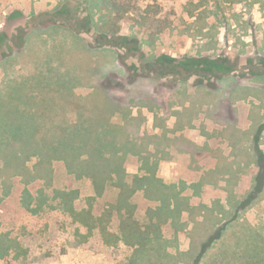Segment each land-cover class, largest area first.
<instances>
[{"label":"rangeland","instance_id":"rangeland-1","mask_svg":"<svg viewBox=\"0 0 264 264\" xmlns=\"http://www.w3.org/2000/svg\"><path fill=\"white\" fill-rule=\"evenodd\" d=\"M107 1L121 14L119 38L106 39L116 50L97 49L104 40L88 34L89 20L98 26L115 17L101 0H0V32L21 31L0 58V239L8 248L0 264H151L136 251L138 236L131 244L123 233L132 225L161 246L155 264H263L264 132L252 139L264 114L242 121L243 130L224 126L205 111V90L194 80L149 81L135 62L140 52L178 61L264 56V6ZM124 38L137 40L139 52ZM253 69L242 60L235 76L251 79ZM132 75L140 79L130 84ZM26 127L37 129L33 137ZM91 169L104 180L98 189ZM60 191L76 192L77 209L92 205L116 236L112 245L72 222Z\"/></svg>","mask_w":264,"mask_h":264},{"label":"trees","instance_id":"trees-1","mask_svg":"<svg viewBox=\"0 0 264 264\" xmlns=\"http://www.w3.org/2000/svg\"><path fill=\"white\" fill-rule=\"evenodd\" d=\"M102 1H103L105 8H110L115 13V17L111 21L103 18L102 24L98 26L91 24L92 21L89 20L88 21L89 24L93 25V27L91 29H88L89 30L88 34L92 32H96L98 35H100L99 38H101V40H104L102 43H100L101 47L111 48L114 50L115 47L118 48V44L117 43L110 44L106 41V39H109L110 37L112 38L114 37L115 39L119 38L118 22L121 21V17H120L121 14L119 13L120 11H119V6L117 5V3L113 1L112 2L107 1V0H101V2ZM255 2H258L264 6L263 0H256ZM12 30L8 35L4 34L5 32L4 30L0 32V58L1 59H4L6 57L2 51L3 44H6L7 42L10 43L11 39L9 38L10 37L14 38V36L18 32H21L20 30L17 29V27H14ZM123 41L126 43L127 47H129L132 50L135 49L137 53L139 52L140 43H139V46H136V43L138 42L137 40L124 38ZM166 65L169 66V69L167 68L169 71H166L167 70L165 68ZM234 66H235L234 62H232L227 57H215L212 59V58H207V56L206 57H196V58L186 56L180 61H178L177 59L171 58L166 55H162L160 57L153 59L152 61H149V63H147L146 65V68H142V69L144 73L153 74V71H152L153 68H158L160 73L153 74L152 76H158L162 78L163 77L166 78L168 76L174 82H185V81L190 80L191 78H194V79L198 78L199 80H202V79L206 80L207 78L228 74L232 72ZM181 70H184L186 74L185 75L182 74L183 72ZM32 130L34 129H31V127L30 129H27L26 127L25 132L29 133V135L33 137L34 134L32 132H36L37 129H35V131H32ZM17 132L19 133V135L22 134L21 126H17V129H15V133L17 134ZM56 147L57 146L53 148L54 151L56 150ZM66 152H67L66 149H64L62 154H66ZM261 162L262 160H260V163ZM91 171H93V173L88 175V177L91 179L93 187L98 189L99 185L101 184V181L104 182V180H101V181L98 180L100 179V176L98 175L96 169H91ZM259 186L260 184H258L257 189H259ZM72 196L74 197L72 198ZM58 198L60 199L59 207L69 215L73 223L86 229L87 237L91 236L94 230H97L98 233L100 234L102 242L105 245L110 246L113 244L112 240L115 239L116 236L114 235V233L108 230V228L106 227V224L104 225L102 217L96 216L94 214L91 204L87 206V208L77 209L74 204L75 202L74 200L77 199V195L75 191H68V192L60 191L58 193ZM252 200L253 198H249L245 202L249 203ZM245 204H242V206H244ZM133 227L134 225H132L131 227L126 226V228H124L123 233L125 237L130 240L131 244H133V238L138 236L139 240L141 241L140 242L138 241L139 242L138 244L140 246L138 245V248H137L138 250L136 251H141L140 253L145 252L147 253V255L149 254L146 262L155 264L153 262L156 261V257L157 259L160 257L161 246L158 247L155 244V240L144 238L146 234H144V232L141 233V231H139L138 229H133ZM223 228L224 226L222 225L218 227L213 233L208 235V237L206 238V240L202 243L200 247L198 260L202 259L205 256V254L207 253V251L209 250L211 246V243L214 242L215 240H218L219 236H221V232L223 231ZM2 240L3 239H0V260L3 259L8 252V248L4 246ZM256 245L254 247L263 248L262 246H259V245L256 246ZM135 256H138V255L136 254ZM161 257H162L161 259L167 258V257L169 258L167 254ZM262 259L264 260V257H262ZM133 262L134 263L132 264H137L135 261ZM255 262L256 261H254V263L252 264H255Z\"/></svg>","mask_w":264,"mask_h":264},{"label":"crops","instance_id":"crops-1","mask_svg":"<svg viewBox=\"0 0 264 264\" xmlns=\"http://www.w3.org/2000/svg\"><path fill=\"white\" fill-rule=\"evenodd\" d=\"M29 5L31 10L32 3L29 2ZM0 29H3L1 20ZM190 80L195 79L191 78ZM215 85L219 89L213 92H209L202 86L196 88L205 90L207 101L203 107L208 114L210 113L222 125H230L234 130H243L242 125H239L242 121L244 124V121L249 119L250 116L251 118L253 116L258 117L259 121L264 114V105L260 104V97L264 94V90H258L254 80L246 77L241 79L232 74V76L218 80ZM221 110L226 111L227 116L223 115Z\"/></svg>","mask_w":264,"mask_h":264},{"label":"flooded vegetation","instance_id":"flooded-vegetation-1","mask_svg":"<svg viewBox=\"0 0 264 264\" xmlns=\"http://www.w3.org/2000/svg\"><path fill=\"white\" fill-rule=\"evenodd\" d=\"M64 9H67V8H64ZM41 17H43L44 19L47 20V18L49 16L45 13V14L41 15ZM49 21H51V20L49 19ZM53 23H55V22H53ZM33 26H37L38 27L39 24H36V25H33ZM64 27H66V26H64ZM136 46H139L138 42L136 43ZM99 48H101V45H99L97 49H99ZM257 49H258V47H257ZM243 56H244L243 59H241L242 57L241 58L240 57H234V59H230L229 57H227L232 62H234L235 66L233 67L232 72H230L228 74L216 76V77L207 78L206 80H204V79L199 80L197 78L193 82L194 86L195 87L202 86V87L206 88V90H208L209 92H213V91L218 90L219 88L215 85V83L218 80H220V79H222L224 77L232 76V74L236 75V73L238 74L240 72V71H238L239 63H240V61L243 60L244 66L246 68H254L253 71L250 72L247 75L248 78L255 79V83L258 86V88H257L258 90H264V87H263V84H264V56H262V54H260L259 52H256L255 56H253L251 58L249 57L248 54H245ZM157 57H160V55H156L155 57L152 58V57H149L147 54H144V53L140 52L139 57L136 58V67L135 68H137V70L140 69V68H146V64L145 63L148 62V61H152L153 59H155ZM217 57H225V56H217ZM207 58H212L213 59V58H215V56H212V55L209 54L207 56ZM148 70H149V68H148ZM137 72H139V71H137ZM240 76H242V75H240ZM144 78L149 79V81H151V80L158 81V80L163 79L164 77L162 78V77H158V76H152L149 73H146ZM138 79H140V75H132V77L129 79L130 80V84L136 83V81ZM149 84L151 85V82H149ZM149 100L152 101V102H155V99H149ZM261 132H264V123H259L256 126V134H255V136L252 139L254 143H258L259 140L262 139Z\"/></svg>","mask_w":264,"mask_h":264}]
</instances>
